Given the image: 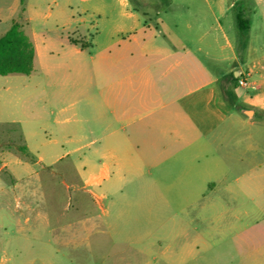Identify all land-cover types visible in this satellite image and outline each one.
<instances>
[{
	"label": "crops",
	"instance_id": "crops-1",
	"mask_svg": "<svg viewBox=\"0 0 264 264\" xmlns=\"http://www.w3.org/2000/svg\"><path fill=\"white\" fill-rule=\"evenodd\" d=\"M103 4L116 16L105 23L111 30L92 39L95 49L71 38L59 46L25 32L35 48L27 76L38 70L64 74V89L57 92L65 103L64 149L50 163L65 161L77 173L62 179L70 198L72 190L94 189L111 201L136 192L143 199L177 200V214L212 217L216 225L217 217L229 213L233 192H264V147L248 142L247 129L256 124L258 107L246 105L237 84L240 74L249 73L240 87L257 86L251 70L264 47L242 40L247 33L259 39L264 0ZM48 53L59 61L47 66ZM42 84L23 87L42 94ZM34 128L24 131L25 149ZM24 166L20 156V171Z\"/></svg>",
	"mask_w": 264,
	"mask_h": 264
},
{
	"label": "rangeland",
	"instance_id": "rangeland-1",
	"mask_svg": "<svg viewBox=\"0 0 264 264\" xmlns=\"http://www.w3.org/2000/svg\"><path fill=\"white\" fill-rule=\"evenodd\" d=\"M111 1L0 0V36L17 22L59 46L71 38L95 49L92 39L111 30L105 23L116 16L103 4ZM258 34L253 40L247 33L242 42L264 47V25ZM59 59L44 55L47 66ZM252 68L257 86L238 88L247 106L258 107L256 124L247 126L248 142L264 147V50ZM33 81L43 82L42 94L23 87ZM63 89L60 72L0 75V166L7 164L0 171V264H264V192H233L229 213L216 218V228L212 217L177 214V200L134 192L111 201L94 189L72 190L70 198L62 179L77 173L65 161L50 163L64 149L65 103L57 96ZM32 126L28 150L24 131ZM20 156L28 164L21 171ZM253 223L259 225L243 229Z\"/></svg>",
	"mask_w": 264,
	"mask_h": 264
},
{
	"label": "trees",
	"instance_id": "trees-1",
	"mask_svg": "<svg viewBox=\"0 0 264 264\" xmlns=\"http://www.w3.org/2000/svg\"><path fill=\"white\" fill-rule=\"evenodd\" d=\"M73 42L78 43L76 40ZM34 55L33 42L22 29L21 24L14 22L0 36V75H30L34 70ZM226 98L232 103L235 102L232 93H226Z\"/></svg>",
	"mask_w": 264,
	"mask_h": 264
},
{
	"label": "built area",
	"instance_id": "built-area-1",
	"mask_svg": "<svg viewBox=\"0 0 264 264\" xmlns=\"http://www.w3.org/2000/svg\"><path fill=\"white\" fill-rule=\"evenodd\" d=\"M249 77V73H242L237 78V84L239 86H245L247 84V78Z\"/></svg>",
	"mask_w": 264,
	"mask_h": 264
},
{
	"label": "water",
	"instance_id": "water-1",
	"mask_svg": "<svg viewBox=\"0 0 264 264\" xmlns=\"http://www.w3.org/2000/svg\"><path fill=\"white\" fill-rule=\"evenodd\" d=\"M246 113L248 112L249 114L251 113L250 111H245Z\"/></svg>",
	"mask_w": 264,
	"mask_h": 264
}]
</instances>
